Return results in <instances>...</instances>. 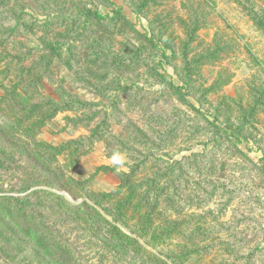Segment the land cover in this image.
<instances>
[{"label": "rangeland", "instance_id": "1", "mask_svg": "<svg viewBox=\"0 0 264 264\" xmlns=\"http://www.w3.org/2000/svg\"><path fill=\"white\" fill-rule=\"evenodd\" d=\"M45 1L11 13L0 0V264H264V38L247 17L228 0ZM81 7L99 15L75 19ZM215 34L235 45L223 60L204 57ZM123 174L170 177L153 236L126 256L62 221Z\"/></svg>", "mask_w": 264, "mask_h": 264}, {"label": "trees", "instance_id": "2", "mask_svg": "<svg viewBox=\"0 0 264 264\" xmlns=\"http://www.w3.org/2000/svg\"><path fill=\"white\" fill-rule=\"evenodd\" d=\"M204 4L207 5L209 8H214L213 4H211L210 0H202ZM230 4H234L239 12L247 17V19L251 22L253 26V31L258 32V34L264 38V0H228ZM1 3H4V8L11 12V13H18V10L22 11L21 6L27 5L32 10L45 9L46 6L49 5L48 2L45 0H1ZM147 2H144L142 6L147 5ZM23 4V5H21ZM46 6H43V5ZM77 8V7H76ZM82 9V10H81ZM75 19H78V15L83 14L84 17L92 15H99L97 12H92L91 10L86 9L85 7H81L80 9L76 10ZM117 15V14H116ZM195 23L192 26V29L189 33V41H193L194 36L199 28H201L204 24L203 17H194ZM101 19V17H100ZM47 20H53L52 18H48ZM119 20L125 22V20L119 16ZM35 21V18L32 15H28L26 19V23ZM47 27L49 25V31L52 30L51 24L47 23ZM84 24V21L78 20V24ZM93 26V24H91ZM29 26L24 25V28H28ZM71 27V25L65 26ZM78 27H75L76 30ZM137 32V31H136ZM56 35V33L54 34ZM213 38V49L210 48L211 51L207 50L205 52V56H212L217 60H223L225 56H229V52L235 51V45L230 44L228 46L221 37H218L217 34L214 35ZM57 43V39L55 40ZM52 41L46 42L45 49H53V45H51ZM54 44V43H53ZM51 47V48H50ZM89 46L87 45V48ZM242 47L247 51L251 52L250 47L247 44H243ZM103 51V49H101ZM251 55H254L251 53ZM104 57V56H103ZM204 57L200 58L198 64L202 65L204 62ZM255 57V56H254ZM42 58V57H41ZM41 58L35 59L40 60ZM256 58V57H255ZM51 62L48 64L46 63L45 67L51 71ZM91 66L90 71L88 74H92L91 77L95 78V75L98 74L97 72L101 71V64L93 65L92 60L87 61L84 63L83 67ZM92 68L94 71H92ZM39 71V69H37ZM106 74L107 70L103 71ZM152 81L156 80L150 77ZM220 79V78H219ZM224 81L227 82L228 78L223 77ZM156 82V81H155ZM157 83V82H156ZM159 84V83H157ZM226 84V83H225ZM117 88H123L121 86H117ZM212 86H208L205 92H209ZM119 90V89H118ZM257 91L260 94L259 99H263L264 101V90ZM258 99V100H259ZM261 103L255 104L254 106L260 107L263 104ZM244 107V106H243ZM44 109L41 110V115L44 120L47 118L53 117L56 115L58 109H56L53 100L48 99L44 106ZM131 121H127L126 124L130 123ZM139 128V127H138ZM140 129V128H139ZM165 144L168 145V141ZM67 150V156L71 157L72 155L75 156L74 158H79L81 156L79 151L81 149L77 140H71L68 144H65ZM76 147V148H75ZM78 152V154H76ZM75 165H72L71 168H74ZM145 170V168H144ZM161 170H165L162 168ZM60 179H65L63 173L60 174ZM127 177L126 174H123V178ZM136 177L130 179L125 178V180L121 179V182L116 190L110 191L108 193H99L92 190H88L85 193V200L81 201L79 204H72L68 208L67 215L62 217V221H69L72 226V230L77 231V233H85L86 240L84 241V245L92 246L93 244H101V248L108 247L110 245L111 248L107 250H112L114 253H121L122 255L126 256L128 253L135 251L138 249L143 250L144 247L138 245V247H134L133 244H138V239L144 238L147 235L153 236V229L155 226V217H153V213L156 212L158 214H162L163 208H166L167 205V198L161 197L160 199L157 196V184L164 186H168V182L170 183V177L167 179H163L161 183L159 180L153 181L152 179H148L149 184L144 186L143 180L144 177L135 180ZM147 180V179H146ZM145 180V181H146ZM167 183V184H166ZM143 187L140 191H137ZM162 187V188H163ZM138 188V189H137ZM160 190H162L160 188ZM156 191V192H155ZM163 194V192H162ZM99 195L101 198L100 200H96L94 196ZM109 218V220H108ZM164 220V224H175L174 219L166 218L162 216ZM123 229L127 230L124 231ZM126 232V233H125ZM128 233V234H127ZM134 236L133 238L131 236ZM112 240L115 241L112 242ZM117 241V242H116ZM145 244L149 245L147 242ZM148 259V256L139 257V262L144 263V261Z\"/></svg>", "mask_w": 264, "mask_h": 264}]
</instances>
